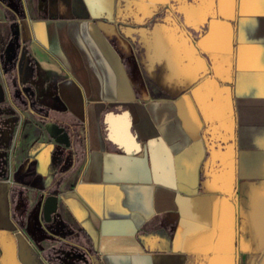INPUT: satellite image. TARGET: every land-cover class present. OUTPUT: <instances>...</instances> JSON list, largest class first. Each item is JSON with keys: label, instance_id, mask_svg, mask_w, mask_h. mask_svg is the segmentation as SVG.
Here are the masks:
<instances>
[{"label": "crops", "instance_id": "0c3cea01", "mask_svg": "<svg viewBox=\"0 0 264 264\" xmlns=\"http://www.w3.org/2000/svg\"><path fill=\"white\" fill-rule=\"evenodd\" d=\"M171 2L52 0L46 15L0 16L5 65L26 44L51 74L38 103L51 100L74 126L70 142L80 139L74 177L37 191L39 201L57 190V214L88 264H264V0H185L206 14L195 33L152 19L156 84L136 85L113 25L122 6L146 13ZM226 64L231 126L210 120L199 84L188 83ZM20 201L0 174V264L30 257Z\"/></svg>", "mask_w": 264, "mask_h": 264}, {"label": "rangeland", "instance_id": "374dc122", "mask_svg": "<svg viewBox=\"0 0 264 264\" xmlns=\"http://www.w3.org/2000/svg\"><path fill=\"white\" fill-rule=\"evenodd\" d=\"M50 1L0 0V16L22 18L27 17L28 13L33 16L46 15ZM32 10L39 12L33 13ZM143 12L144 9L140 7L122 6L110 37L136 85L156 84V62L151 59L147 44L152 19L158 20L156 26L160 28L168 25L169 33L173 30L177 33L180 30L195 33L206 16L201 4L187 3L185 0H172L168 6ZM143 14H146L145 17ZM20 51L8 65H5L6 56L0 53V174L19 188L21 201L16 208L17 223L30 250L27 261L16 258V263L64 264L67 257H74L76 260L73 264H88L85 246L73 226L59 214L54 216L51 226L45 225L37 208L41 198L37 191H50L57 181L74 177L81 155L80 139L72 137V143L59 153L57 143L43 128L40 114L32 113L24 99L27 88L32 90L33 99L39 102L38 92L49 83L50 71L41 67L26 44L22 45ZM29 82L33 86L30 87ZM188 83L199 84L207 117L222 120L231 126L233 113L228 65L221 66L218 72L212 67H202ZM40 102L43 106L44 102ZM45 105L50 106L51 100L48 99ZM56 116L68 119L67 115L57 110Z\"/></svg>", "mask_w": 264, "mask_h": 264}, {"label": "water", "instance_id": "95a60500", "mask_svg": "<svg viewBox=\"0 0 264 264\" xmlns=\"http://www.w3.org/2000/svg\"><path fill=\"white\" fill-rule=\"evenodd\" d=\"M45 132L57 144L68 147L70 143L69 134L63 126L50 120H42ZM58 192L53 190L48 193L42 201L38 203L37 208L41 212V217L45 225L51 226L53 224L54 216H57ZM51 223V224H50Z\"/></svg>", "mask_w": 264, "mask_h": 264}, {"label": "flooded vegetation", "instance_id": "af4514ba", "mask_svg": "<svg viewBox=\"0 0 264 264\" xmlns=\"http://www.w3.org/2000/svg\"><path fill=\"white\" fill-rule=\"evenodd\" d=\"M14 48H16V46L14 44H12L11 49H14ZM28 85L30 87L33 86V84L31 82H29ZM32 94L33 93H32V90L31 89L25 88L24 99L26 100L27 104L31 108L32 113H34L35 115H37L36 113H39L40 114L39 115V119L40 120L47 119V117H49V111H50V109L47 106H44V105L41 106L40 103L36 102L33 99V97H32L33 95ZM59 125H61V124H59ZM61 126H63V125H61ZM63 127L65 129V126H63Z\"/></svg>", "mask_w": 264, "mask_h": 264}, {"label": "trees", "instance_id": "16d2710c", "mask_svg": "<svg viewBox=\"0 0 264 264\" xmlns=\"http://www.w3.org/2000/svg\"><path fill=\"white\" fill-rule=\"evenodd\" d=\"M44 120H51L54 121L58 124H61L63 126H65L66 131L68 132V134H72L74 133V126L72 123H69V121H64L63 119H60L56 116V112L53 111H49V117H47V119ZM51 224V223H50Z\"/></svg>", "mask_w": 264, "mask_h": 264}, {"label": "built area", "instance_id": "2783aa9c", "mask_svg": "<svg viewBox=\"0 0 264 264\" xmlns=\"http://www.w3.org/2000/svg\"><path fill=\"white\" fill-rule=\"evenodd\" d=\"M12 169V167L11 166H9V170H11Z\"/></svg>", "mask_w": 264, "mask_h": 264}]
</instances>
